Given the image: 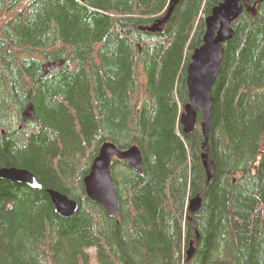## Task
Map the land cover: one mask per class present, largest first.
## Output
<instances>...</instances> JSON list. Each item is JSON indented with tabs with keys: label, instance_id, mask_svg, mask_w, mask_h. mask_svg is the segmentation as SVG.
I'll return each mask as SVG.
<instances>
[{
	"label": "trees",
	"instance_id": "trees-1",
	"mask_svg": "<svg viewBox=\"0 0 264 264\" xmlns=\"http://www.w3.org/2000/svg\"><path fill=\"white\" fill-rule=\"evenodd\" d=\"M223 1L179 0L150 33L169 0H0V168L39 183L0 179V264H264V0L242 3L223 44L209 179L201 112L191 133L179 122L191 53ZM105 142L141 154V172L111 161L117 217L83 186ZM48 189L76 202L71 217Z\"/></svg>",
	"mask_w": 264,
	"mask_h": 264
},
{
	"label": "water",
	"instance_id": "water-1",
	"mask_svg": "<svg viewBox=\"0 0 264 264\" xmlns=\"http://www.w3.org/2000/svg\"><path fill=\"white\" fill-rule=\"evenodd\" d=\"M169 1L170 6L166 16L161 20H156L152 26L146 27L145 30L150 33L160 30L159 27L167 21L173 7L179 2V0ZM244 2L245 0H224L212 8L211 14L204 21L205 32L202 37V44L192 51L187 66L188 103L179 122L184 134L191 133L196 126V112H201L203 121L200 124V131L204 138L201 159L208 179L214 170L207 145L213 103L211 88L215 83L223 58V44L233 37L234 32L231 25L242 13V3ZM246 8L251 15L255 14L254 6H247ZM113 158L124 160L132 169L141 172V154L136 146L119 150L112 143L105 142L99 147L89 172L83 179V186L87 198L100 205L107 215L117 217V199L109 170ZM0 179L24 184L31 188L39 187V183L33 174L16 167L0 168ZM47 194L55 214L62 218L72 216L77 208L75 201L52 189H48ZM200 206L201 197L197 195L189 200L187 210L193 214L200 209ZM193 250L192 243H190L186 251L187 261L191 258Z\"/></svg>",
	"mask_w": 264,
	"mask_h": 264
},
{
	"label": "rangeland",
	"instance_id": "rangeland-1",
	"mask_svg": "<svg viewBox=\"0 0 264 264\" xmlns=\"http://www.w3.org/2000/svg\"><path fill=\"white\" fill-rule=\"evenodd\" d=\"M3 20H0V24H1V22H2ZM45 66H48L49 67V65L48 64H46ZM44 66V67H45ZM50 68V67H49ZM45 70H48V68L47 67H45ZM141 80H143V78L141 77ZM201 197V196H200ZM201 207V206H200ZM93 252V251H92ZM94 264V263H93Z\"/></svg>",
	"mask_w": 264,
	"mask_h": 264
},
{
	"label": "bare ground",
	"instance_id": "bare-ground-1",
	"mask_svg": "<svg viewBox=\"0 0 264 264\" xmlns=\"http://www.w3.org/2000/svg\"><path fill=\"white\" fill-rule=\"evenodd\" d=\"M243 12V11H242ZM241 15V14H240ZM236 20V19H235ZM213 104V103H212ZM184 112V111H183ZM211 118V117H210Z\"/></svg>",
	"mask_w": 264,
	"mask_h": 264
}]
</instances>
